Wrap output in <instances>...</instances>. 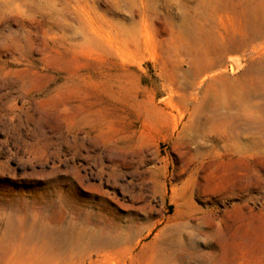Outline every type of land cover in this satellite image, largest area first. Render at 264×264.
Masks as SVG:
<instances>
[{"label":"rangeland","instance_id":"rangeland-1","mask_svg":"<svg viewBox=\"0 0 264 264\" xmlns=\"http://www.w3.org/2000/svg\"><path fill=\"white\" fill-rule=\"evenodd\" d=\"M166 258L264 264V0H0V264Z\"/></svg>","mask_w":264,"mask_h":264},{"label":"bare ground","instance_id":"bare-ground-1","mask_svg":"<svg viewBox=\"0 0 264 264\" xmlns=\"http://www.w3.org/2000/svg\"><path fill=\"white\" fill-rule=\"evenodd\" d=\"M213 65L215 66L217 64H213ZM204 71H205L204 68L202 70H200V72L197 74V77L199 75H201ZM216 101L218 102V100L216 98L213 99L212 106H216V103H217ZM218 113H219V111H218ZM92 244L99 246L100 248H102L104 250V249L109 248V247H116V246L120 245L121 241L118 239H115V238L108 237L105 234L104 235L99 234V235H96L92 238ZM159 264H172V263L169 260H167V258H166L163 261H161V263H159Z\"/></svg>","mask_w":264,"mask_h":264}]
</instances>
